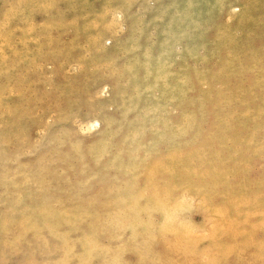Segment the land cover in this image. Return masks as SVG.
Wrapping results in <instances>:
<instances>
[{
  "label": "rangeland",
  "instance_id": "obj_1",
  "mask_svg": "<svg viewBox=\"0 0 264 264\" xmlns=\"http://www.w3.org/2000/svg\"><path fill=\"white\" fill-rule=\"evenodd\" d=\"M0 264H264V0H0Z\"/></svg>",
  "mask_w": 264,
  "mask_h": 264
},
{
  "label": "bare ground",
  "instance_id": "obj_2",
  "mask_svg": "<svg viewBox=\"0 0 264 264\" xmlns=\"http://www.w3.org/2000/svg\"><path fill=\"white\" fill-rule=\"evenodd\" d=\"M157 4H158V3H157ZM225 10H226V9H225ZM225 15H226V14H225ZM225 15H224V16H225ZM208 21H209V20H208ZM209 23H210V22H208V23H206V24H208V26H209ZM147 27H149V26H147ZM205 27H207V26L205 25ZM207 29H208V28H207ZM208 31H209V30H208ZM208 31H207V33H208ZM210 31H211V30H210ZM213 33H214V32H213ZM127 36H128V35H127ZM142 36H143V35H142ZM207 38H208V37H207ZM210 38H211V37H210ZM122 40L124 41V37L121 39V42H122ZM214 41H215V40H214ZM217 42H218V41H217ZM137 72H138V71H137ZM141 73H143V71H142ZM137 75H138V74H137ZM137 75L135 74L136 77H137ZM140 76H141V75H140ZM137 78H138V77H137ZM137 78L134 77V79H137ZM141 78H142V77H141ZM171 80H172V79H171ZM137 81H139V80H137ZM158 82H159V81H158ZM164 82H165V81H164ZM176 85H177V87H176V91H178V92H179V91H182L181 85H180L179 83H177ZM119 88H120V87H119ZM117 89H118V88H117ZM121 98H122V97H121ZM123 98H124V97H123ZM123 98H122V99H123ZM124 100H125V99H124ZM127 101H128V100H127ZM124 102H125V101H124ZM125 103H127V102H125ZM100 107H101V106H100ZM124 108H126V107H124ZM102 109H103V108H102ZM121 111H122V110H121ZM129 113H130V112H129ZM103 114H104V113H103ZM120 114H121V113H120ZM92 116H93V115H92ZM131 116H133V115H131ZM107 117H108V116H107ZM107 117H106V118H107ZM110 117H111V116H110ZM125 117H126V115H125ZM99 118H101V117H99ZM120 118H121V117H120ZM101 119H103V118H101ZM115 119H116V118H115ZM125 119H126V118H125ZM88 120H89V119H88ZM90 120H91V119H90ZM103 120H104V119H103ZM118 120H119V119H118ZM129 120H130V119H129ZM187 120H188L187 116L183 115L181 125H182V123H185ZM127 121H128V120H127ZM87 122H88V121H87ZM87 122H86V123H87ZM100 122H101V121H100L99 119L94 118V119L90 122L89 125H90L91 127H97V126H99ZM112 122L114 123V121H112ZM124 122H125V121H124ZM108 123H109V122H108ZM113 123H112V124H113ZM128 123H129V122H128ZM128 123H126V124H128ZM121 124H122V123H121ZM173 124H174V125H173ZM83 125H84V123H83ZM106 125H107V123H106ZM119 125H120V124H119ZM119 125H118V126H119ZM175 125H176V123H173V121L166 120V121L164 122V125H162V126H161V125H156V126H154L153 128H151L150 130H153L152 133H153V135L155 136V133H156V131H157L158 128H160V129H162V131H164V129H166V128H173V127H175ZM110 126H111V125H110ZM136 126H137V125H136ZM146 126H147V125H146ZM122 127H123V126H122ZM122 127H121V129H122ZM110 129H111V128H110ZM121 129H120V130H121ZM125 129H126V128H125ZM113 131H116V130H113ZM113 131H112V132H113ZM184 131H185L184 128H179V129H178L176 132H174L173 134H174V135H180V134H181L182 132H184ZM125 132H126V131H125ZM114 134H115V133H114ZM116 134H117V132H116ZM106 137H107V136H106ZM106 137L104 138V136H103L102 138H103V139H106ZM113 137H114V136H113ZM144 137H146V134H145ZM100 139H101V138H100ZM103 139H102V141L105 142L106 140L104 141ZM108 139H109V138H108ZM110 140H111V139H110ZM121 140H122V139H121ZM126 140H127V139H126ZM142 140H143V138H142ZM95 142H96V141H95ZM126 142H127V141H126ZM123 143H124V142H123ZM119 144H120V143H119ZM150 144H152V145H157V143L154 142V141H152L151 139H150ZM117 146H118V145H117ZM107 147H109V146H107ZM124 147H125V146H124ZM101 149H102V148L100 147V150H101ZM103 149H104V148H103ZM103 149H102V151H104ZM105 149H106V148H105ZM117 149H118V148H117ZM120 149H121V148H120ZM124 149H125V148H124ZM110 151H111V150H110ZM118 151H119V150H118ZM118 151H117V152H118ZM121 151H122V150H121ZM25 152H26V151H25ZM119 152H120V151H119ZM97 153H98V152H97ZM102 153H104V152H101V154H102ZM105 153H106V152H105ZM109 153H110V152H109ZM109 153H108V154H109ZM99 154H100V153H99ZM101 154H100V155H101ZM140 155H141V154H140ZM16 156H18V155H16ZM79 156H80V155H79ZM81 156H82V155H81ZM66 157H67V155H66ZM118 157H120V156H118ZM126 157H127V156H126ZM92 158H94V157H92ZM115 158H116V157H114V158H112V159H115ZM122 159H123V158H122ZM126 159H127V158H126ZM94 160H95V159H94ZM97 160H98V159H97ZM119 160H120V159H119ZM108 161H109V160H108ZM108 161H107L106 163H109ZM111 161H112V160H111ZM111 161H110V162H111ZM113 162H114V160H113ZM113 162H112V163H113ZM97 163H99V162H97ZM119 164H121V163H119ZM85 166H86V165H85ZM96 166H97V165H96ZM109 166H110V165H109ZM121 166H122V165H121ZM113 167H114V166H113ZM113 167H112V168H113ZM118 167H119V166H118ZM102 168H105V167H102ZM81 170H82V169H81ZM86 170H87V169H86ZM117 170H118V169H117ZM119 170H120V169H119ZM83 171H84V170H83ZM97 172H99V170H98ZM115 172H116V171H115ZM118 172H119V171H118ZM120 172H121V171H120ZM120 172H119V173H120ZM119 173H118V174H119ZM96 174H97V173H96ZM98 174H99V173H98ZM106 174H108V173H106ZM113 174H114V173H113ZM92 175H93V174H92ZM103 175H105V174H103ZM103 175H102V176H103ZM119 175H120V174H119ZM93 176H94V175H93ZM103 177H104V176H103ZM10 178H11V177H10ZM27 178H28V177H27ZM87 178H88V175H87ZM91 178H92V177H91ZM103 179H104V178H103ZM25 180H26V179H25ZM27 180H28V179H27ZM106 180H107V179H106ZM84 181H85V180H84ZM89 181H90V180H89ZM80 183H81V182H80ZM80 185H81V184H80ZM83 185H84V184H83ZM86 189H87V188H86ZM91 195H92V194H91ZM91 198H92V197H91ZM84 199H85V198H84ZM89 255H90V253H89Z\"/></svg>",
  "mask_w": 264,
  "mask_h": 264
}]
</instances>
